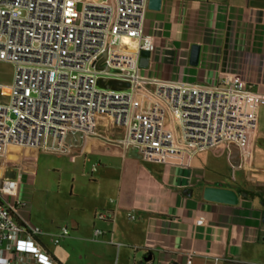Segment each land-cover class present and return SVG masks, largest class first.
I'll return each instance as SVG.
<instances>
[{"label":"crops","instance_id":"1","mask_svg":"<svg viewBox=\"0 0 264 264\" xmlns=\"http://www.w3.org/2000/svg\"><path fill=\"white\" fill-rule=\"evenodd\" d=\"M144 26L155 41L147 65L140 64L146 91L162 81L218 85L229 70L248 81L260 103L258 129L244 148L145 160L136 148L117 145L124 129L103 116L97 135H69L66 152L15 149L9 168L20 173L19 184L14 194L0 192L1 200L16 207L19 222L40 229L34 239L59 264H264V0H163L160 9L148 2ZM194 44L201 47L198 65L190 64ZM105 86L131 88L116 80ZM151 106L140 92L137 111ZM41 153L74 168L69 190L61 180L53 193L38 189ZM219 184L237 191L239 202L205 199L204 188ZM64 227L70 235L55 243ZM2 247L12 264H38L31 254Z\"/></svg>","mask_w":264,"mask_h":264},{"label":"built area","instance_id":"2","mask_svg":"<svg viewBox=\"0 0 264 264\" xmlns=\"http://www.w3.org/2000/svg\"><path fill=\"white\" fill-rule=\"evenodd\" d=\"M148 2L0 0V61L15 66L9 102L0 103V192L17 190L20 173L4 176L15 149L66 152L62 144L69 135H97L103 116L124 129L117 145L125 151L136 148L145 160L191 159L211 148H244L258 129L260 97L235 71L222 72L218 85L162 81L152 92L144 89L141 51L155 48L144 26ZM110 80L128 82L131 88L105 86ZM140 92L150 97L149 110L137 111ZM40 232L19 222L16 207L0 198L3 264H12L3 243L31 254L38 264H59L34 239ZM68 235L64 227L52 240L59 243Z\"/></svg>","mask_w":264,"mask_h":264},{"label":"rangeland","instance_id":"3","mask_svg":"<svg viewBox=\"0 0 264 264\" xmlns=\"http://www.w3.org/2000/svg\"><path fill=\"white\" fill-rule=\"evenodd\" d=\"M101 1V0H96ZM15 66L11 62L0 61V100L9 101L11 88L14 80ZM261 130L264 131V108L260 115ZM264 140V134H262ZM261 144V143H260ZM38 176V189H48L50 193L58 190L61 182L69 190L72 181V173L75 172L65 159L51 154H39L36 163ZM78 172V171H77ZM76 174V172H75ZM79 174L77 173V179Z\"/></svg>","mask_w":264,"mask_h":264},{"label":"water","instance_id":"4","mask_svg":"<svg viewBox=\"0 0 264 264\" xmlns=\"http://www.w3.org/2000/svg\"><path fill=\"white\" fill-rule=\"evenodd\" d=\"M163 0H149V7L153 9H160L162 5ZM200 52L201 47L199 44H194L191 49V57H190V64L191 65H198L199 59H200ZM150 51L142 50L141 51V66L147 65V60L150 56ZM104 57H106V53L104 54ZM235 148H232L234 151L232 155V159L235 155ZM28 152H30L32 149L27 148ZM0 176H2V172L0 170ZM5 177L14 178L16 176V171L8 170L4 173ZM246 195V193H245ZM204 198L210 201H216V202H223L228 204H237L239 202L240 196L237 191L231 188L223 187L221 184L218 186H206L204 188ZM178 264V263H174Z\"/></svg>","mask_w":264,"mask_h":264}]
</instances>
